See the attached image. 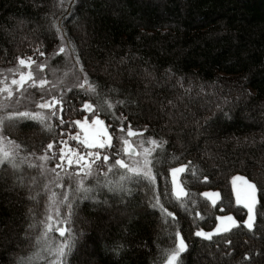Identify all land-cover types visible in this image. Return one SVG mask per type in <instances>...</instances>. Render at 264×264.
Returning <instances> with one entry per match:
<instances>
[{
	"label": "trees",
	"instance_id": "16d2710c",
	"mask_svg": "<svg viewBox=\"0 0 264 264\" xmlns=\"http://www.w3.org/2000/svg\"><path fill=\"white\" fill-rule=\"evenodd\" d=\"M60 42L85 84L63 86L49 115L0 111L14 161L0 165V264H49L45 244L71 237L65 264H165L177 232L187 245L180 264H264V0H0V68ZM85 102L111 129L123 120L161 144L149 157L153 182L118 166L109 172L110 161L86 181H100L94 201H74L75 177L48 185L41 155L49 143L55 155L62 141L79 144L76 121L93 118ZM118 150L120 158L115 144L105 151ZM177 167L185 169L178 189ZM237 176L255 185L251 213ZM50 188L64 212L53 228ZM201 230L211 239L197 237Z\"/></svg>",
	"mask_w": 264,
	"mask_h": 264
},
{
	"label": "snow or ice",
	"instance_id": "6c2138e0",
	"mask_svg": "<svg viewBox=\"0 0 264 264\" xmlns=\"http://www.w3.org/2000/svg\"><path fill=\"white\" fill-rule=\"evenodd\" d=\"M62 31V30H60ZM65 49L63 47L59 48V52L63 53ZM40 55H44L43 52L40 53ZM29 60H31V57H29ZM20 64H25L24 60H20ZM29 80L32 79L31 73L28 74L27 77ZM24 76H21V81H24ZM13 83H18L17 81H13ZM41 85L45 83V81H40ZM55 103V102H54ZM119 103H123V101H119ZM54 106V104L52 105ZM41 108L49 107L47 104H41ZM111 107V105H109ZM83 109L85 111L91 112L93 119H91V124H88V118L85 119L84 123H81L79 120L76 121L77 124L81 127V133H77L76 136L71 137L73 140H77L79 144L83 145L84 148L89 149L86 153H82L76 149H73L71 147H67V141H62L61 143L65 145V147L60 148V155L59 160L60 162L55 165V168L52 169L53 172H56V169H61L64 171V177H61L59 172H56L57 177V187H63V181L65 177L68 181H73V178L75 177V187L72 188L71 183L69 184L71 195L74 198V201H83V200H96V193L98 190V187L101 186L100 181L97 180L96 184H88L86 183L87 180L94 177V172L96 169H99L103 165H109L110 161H113L111 166L108 168V171L111 172L114 168L117 166L120 169L126 170L128 173L131 174L132 177L137 178L136 182H139V178H143L147 182H153L155 180L154 175L152 174L151 165L152 160L149 159V157L152 155L153 149L146 148L144 149L143 153V162L141 163L140 160H136L133 163H126L124 159L120 158H114L119 155V150L116 153H110L105 150L112 149L113 148V133L109 132V127H112V125H105V120L101 119L99 117V114L93 110V105L91 103L85 102L83 104ZM23 116H28V113H22ZM55 115V113H53ZM126 119V118H125ZM61 124L65 123L63 119H61ZM125 131L123 126V120H121V125L119 127V132L123 133ZM147 131V129H145ZM137 135H143V133H137L134 132L131 128V125L128 127L127 136L133 137ZM118 140H120L123 144V154L124 156H127L129 158L140 156L141 154L136 151L135 148L132 147L128 139H124L122 136L116 137ZM149 143L154 145L155 147H160L161 144H158L156 140H150ZM161 143H166V141H162ZM54 147L53 144L49 143L47 145V148L51 150ZM94 150V151H93ZM53 157H41V159L47 160V159H53ZM5 162L8 163H14L12 154H10L7 150L3 151V155L0 156V165L4 164ZM65 162L67 164V168H65ZM97 162H101L100 164H97ZM96 166V169H94L93 166ZM75 166L76 171L68 172V168H73ZM172 176H173V183L175 184L176 181V175L177 173H183L185 169L183 167H177L173 168L172 170ZM235 180L243 181V183L247 186V191L244 195V202L245 207L248 208L249 213L252 212L253 206L256 202L255 198V185L249 184L246 180H244V177L237 176L234 178ZM104 187H108L109 191H116L117 188H119L121 191H123V185H117L115 187L110 185H103ZM177 188L179 186L177 185ZM180 192H182V189H179ZM55 195V193L53 194ZM209 195V194H205ZM69 198L68 194H65L64 201H67ZM69 210L71 212L72 210V204L69 203ZM169 216L172 215V213H168ZM221 219H227L232 223V225H235L236 222L233 220L231 216L228 217H221ZM247 227L251 229L253 227V217L249 215L248 220L246 222ZM217 232H220L221 229L217 228ZM223 231H228V227L225 226L223 228ZM59 234L61 237L65 235V229H59ZM177 237L179 238V243L177 247L170 253L167 264H180V256L182 253L187 251V245L185 244V241L182 237H180L179 232L176 233ZM195 235L197 237H202L204 239H211L212 234L207 233L204 231H196ZM74 237H71L70 239L61 242L58 245H51V244H45L44 251H46L49 256L51 257V260L49 261V264H65L66 257L71 253L72 248L74 247ZM231 243V241H229ZM245 260H249L250 257L245 256ZM18 264H32V257L27 258H20L18 260Z\"/></svg>",
	"mask_w": 264,
	"mask_h": 264
},
{
	"label": "rangeland",
	"instance_id": "374dc122",
	"mask_svg": "<svg viewBox=\"0 0 264 264\" xmlns=\"http://www.w3.org/2000/svg\"><path fill=\"white\" fill-rule=\"evenodd\" d=\"M63 47L65 51L63 53L59 52V48ZM59 59L53 61L55 57ZM20 60H24L25 64L21 65ZM31 73L32 79L29 80L28 74ZM21 76H24V81H21ZM17 81L18 83H13V81ZM40 81H45L43 85H41ZM85 77L82 71L80 70L76 59L71 56L70 50L68 47L60 42L58 46L48 54H44L38 57L29 58H21L18 59L13 65L0 68V111L6 108H14L19 109L24 112H28L31 114L37 115H49L52 113L54 108L56 107L54 104L55 97L54 94L61 91L63 86H71V85H84ZM41 104H47L49 107L41 108ZM92 119V118H91ZM88 120V122L91 121ZM81 123L83 121L80 120ZM105 125L108 124L105 122ZM119 126L115 129H111L109 127V132L113 133V141L112 143L117 145L121 152V159H124L126 163H133L136 160H140L143 162V153L144 149L151 148L155 149L156 147L149 143L150 140H155L154 138L146 135H137L133 137L127 136L128 126H124L125 131L123 133L119 132ZM72 134L76 136L79 133L77 126ZM137 133H143L142 131L134 130ZM122 136L124 139H128L133 148L136 149L141 155L135 157H127L123 154V144L116 137ZM158 143V142H157ZM67 147H70L67 145ZM6 142L0 135V155H3V151L6 150ZM58 148L57 151H60ZM76 149L82 153H86L89 149L84 148L83 145L77 144V146L71 147ZM83 149V150H81ZM55 150H47L45 151L41 157H53L57 160V163L60 162L58 152L57 155L53 152ZM94 151V150H93ZM153 153V151H152ZM56 156V157H55ZM41 167L43 172L46 174V178L48 181V185L51 187H57V177L56 172H59L61 177L64 175V171L56 169V172H53L52 169L55 168L54 165H49L48 159L44 160L40 158ZM94 167V166H93ZM95 168V167H94ZM177 179V175H176ZM177 188V180L175 181ZM53 185V186H52ZM245 184L243 181L235 180L234 189L240 191L245 188ZM58 188V187H57ZM247 188V186H246ZM51 189V188H50ZM178 189V188H177ZM247 191H242V196L244 197ZM55 191H50V198L48 201V206L45 214V222L46 227L53 228L55 225H58L60 221H63L64 212L60 208V203L57 202V198H54L53 194ZM59 229H63L61 227L56 228L59 232ZM167 264V261L166 263Z\"/></svg>",
	"mask_w": 264,
	"mask_h": 264
},
{
	"label": "water",
	"instance_id": "95a60500",
	"mask_svg": "<svg viewBox=\"0 0 264 264\" xmlns=\"http://www.w3.org/2000/svg\"><path fill=\"white\" fill-rule=\"evenodd\" d=\"M93 118H94V117H93ZM93 118H92V119H93ZM83 123H84V122H83ZM88 124H91V121L88 122ZM76 126H77V129H78L79 133H81V127H80V125L76 123ZM243 203L245 204L244 201H243Z\"/></svg>",
	"mask_w": 264,
	"mask_h": 264
}]
</instances>
